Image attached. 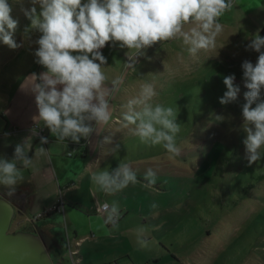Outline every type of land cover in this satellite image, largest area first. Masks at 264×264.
<instances>
[{
  "label": "clouds",
  "instance_id": "obj_1",
  "mask_svg": "<svg viewBox=\"0 0 264 264\" xmlns=\"http://www.w3.org/2000/svg\"><path fill=\"white\" fill-rule=\"evenodd\" d=\"M31 7L22 9L30 24L23 29V41L17 43L15 33L19 21L11 15L9 0H0V43L10 49H18L24 42L36 45L35 63L45 71L33 72L23 79L21 90L35 98L38 115L33 119L43 122L58 142L70 139L77 144L81 139L88 141L99 134L98 126L109 125L113 120L114 108L111 99L124 84V76L109 80L105 68L107 57L102 49L117 46L127 49L126 69L135 71L139 58L147 57V50L158 42L182 40L187 51L196 57L201 50L216 48L217 38L224 30L219 18L234 6L235 0H30ZM39 7V11L38 8ZM33 33H39L33 39ZM257 52L255 64L243 61L244 100L242 106L243 144L249 165L264 159V37L259 32L251 39L246 50ZM234 74L223 78L227 88L220 99L226 105L237 99L240 86L235 84ZM159 94L154 83L140 85L139 92L127 99L122 106L120 126L138 137L141 143L162 145L173 159L181 155L177 142L181 125L177 123L174 107L154 103ZM255 105V106H253ZM217 119L222 117L217 116ZM32 136L39 135L35 128ZM32 136L16 144L13 157H0V186L6 187L11 196L23 180V169L33 166L28 157L32 149ZM106 143L111 142L105 137ZM40 137V144H47ZM119 145L113 149L117 151ZM40 156L48 154L38 147ZM71 154V153H69ZM20 165L21 167H18ZM91 180L105 193H115L135 185L137 172L129 163L121 160L115 168L93 171ZM157 182V172L148 168L143 176L144 187ZM106 225L118 227L119 205L105 204ZM146 229H137V243L141 248L150 243Z\"/></svg>",
  "mask_w": 264,
  "mask_h": 264
},
{
  "label": "rangeland",
  "instance_id": "obj_2",
  "mask_svg": "<svg viewBox=\"0 0 264 264\" xmlns=\"http://www.w3.org/2000/svg\"><path fill=\"white\" fill-rule=\"evenodd\" d=\"M9 3L11 15L19 21L16 39L21 23H30L22 9L32 5L30 0ZM187 48L185 45L177 67L174 64L162 71L155 65L157 70L151 75L152 80L165 77L162 85L156 86L162 91L153 102L176 109V122L181 125L177 135L181 155L169 159L162 145L141 143L130 135V144L121 147L114 161L125 158L123 161L135 162L131 166L141 182L111 193L118 195L113 201L94 185L95 191L105 196L102 202L109 206L129 202L127 208L119 206L118 227L106 225L105 217L97 213L88 215L91 219H74L84 229L94 227L93 235L86 232L89 238L103 237L99 229L102 223L110 226L105 235L123 229L115 235L113 248L122 247L118 242L124 240L135 264H264V159L249 165L242 116L247 89L241 65L245 60L255 64L259 54L254 50L248 54H223L215 48L201 50L193 57ZM232 74L240 93L235 101L222 105L220 99L227 91L223 78ZM261 95L264 98V89ZM261 153L264 155V148ZM148 168L157 172V182L151 190L141 185ZM15 220L16 217L11 231L16 230ZM39 222L56 226L61 259L65 264H78L72 255L75 239L63 215L55 213ZM141 226L146 229V239L157 226L161 236L153 237L147 247L141 248L137 243V229ZM52 258L55 260L54 254ZM119 261L133 264L127 256L109 263ZM87 262L89 258L81 264Z\"/></svg>",
  "mask_w": 264,
  "mask_h": 264
},
{
  "label": "crops",
  "instance_id": "obj_3",
  "mask_svg": "<svg viewBox=\"0 0 264 264\" xmlns=\"http://www.w3.org/2000/svg\"><path fill=\"white\" fill-rule=\"evenodd\" d=\"M219 22L223 24L224 30L217 38L216 49L218 52L248 54L252 50H246V46L257 32L260 35V29L264 25V0H235L233 8L221 16ZM25 23L22 22L19 26L20 33L16 36L17 43L23 41L24 26L30 24L26 25ZM39 35V33H33V39L38 38ZM36 47L34 44L30 45L24 42L22 47L13 50L4 48L0 44V157L11 159L16 144L21 143L26 137L32 136L31 130L34 125L41 127L43 137L48 139L47 144L41 145L40 136H32V149L28 152V157L33 158V166L22 170L23 180L18 181L15 192L10 196L18 204L14 215L16 217L15 228L39 234L45 240L50 253L54 254L55 260L53 261L65 264L63 258L61 259L62 245L56 226L39 222L59 213L63 215L65 223L69 225L75 239L74 242L79 241V244L75 245L78 251L74 254V259L79 261L78 264L85 263L87 258H89L87 264H93L94 261H99L96 264H110V261H117V258L124 256H127L135 264L125 247L124 240L118 243L122 244L125 249L121 246L113 248L115 235L123 229L105 235L110 226H105L102 223L99 229L103 237L89 238L86 232L89 231L90 235H93L94 227L90 225L89 230L84 229L74 218L81 216L91 219L88 215L95 213L106 217L107 212L101 214L98 211V207L104 204L103 198L106 196L112 201L118 199V195L111 193H106L104 197L102 193L99 195L95 191L91 174L93 171H99L105 167L118 166L121 160L115 163L114 158L118 155L121 147L130 144L127 143V140L132 135L128 129H123L120 126V116L125 111L122 106L127 102V99L139 92L141 84L154 83L155 88L157 84L162 85L165 77L152 80L151 75L157 70L155 65L162 71L174 64L177 67L181 62V53L185 45L182 40L158 42L147 50L148 58H139L135 71L124 67V62L127 61L125 53L128 50L126 48L121 49L117 45L102 49L103 54L107 57L105 71L109 80L123 75L124 84L111 99L114 108L113 120L109 125L98 126L99 134L94 133L88 141L81 139L79 144L70 139L58 142L56 135L51 134L50 130L44 127L42 121L33 119L38 115L34 95L21 90L20 85L29 74L33 72L39 74L45 71L42 66L35 63L33 53ZM156 91L160 93L162 90L158 88ZM105 137H110L111 142H104ZM116 145H119V149L113 151ZM41 146L48 150L47 155L35 154V152L38 153V147ZM69 150L73 151L71 155H68ZM124 162L130 165L135 163L128 160ZM18 167L21 166L18 165ZM141 185L144 186V184ZM146 188L150 189V187ZM8 191L6 187L0 186V193L8 195ZM59 195L64 200L63 211H51L43 217L34 219L37 214L51 207ZM127 203L129 202L124 200L118 201L119 206L122 204L124 208L129 207ZM147 236H151L149 240L153 237H160L159 226L153 227V231ZM111 247L112 251L106 250ZM106 256L110 257L109 260L100 259ZM148 259L151 262V259ZM117 263L124 264L120 261Z\"/></svg>",
  "mask_w": 264,
  "mask_h": 264
},
{
  "label": "water",
  "instance_id": "obj_4",
  "mask_svg": "<svg viewBox=\"0 0 264 264\" xmlns=\"http://www.w3.org/2000/svg\"><path fill=\"white\" fill-rule=\"evenodd\" d=\"M17 207L14 198L0 193V264H63L53 261L39 234L10 230Z\"/></svg>",
  "mask_w": 264,
  "mask_h": 264
},
{
  "label": "built area",
  "instance_id": "obj_5",
  "mask_svg": "<svg viewBox=\"0 0 264 264\" xmlns=\"http://www.w3.org/2000/svg\"><path fill=\"white\" fill-rule=\"evenodd\" d=\"M33 128L36 129V131L39 133V136H43V129L41 127H38L37 125H34ZM72 150H69L68 151V155H71L72 154ZM71 153V154H69ZM107 204V203H104V204H101L99 207H98V211L101 213V214H105L106 211L104 210V205ZM109 205V204H107ZM63 208H64V200L62 198V196L59 195L57 201L51 206L49 207L48 209H45L43 212L37 214L34 219H37L39 217H42L43 215H45L46 213H49L51 211H63ZM77 244H79V241L76 242ZM77 249L73 250L72 252V255L76 254L77 253Z\"/></svg>",
  "mask_w": 264,
  "mask_h": 264
},
{
  "label": "trees",
  "instance_id": "obj_6",
  "mask_svg": "<svg viewBox=\"0 0 264 264\" xmlns=\"http://www.w3.org/2000/svg\"><path fill=\"white\" fill-rule=\"evenodd\" d=\"M260 35L262 36V37H264V25L261 27V29H260ZM47 214H49V213H46L45 215H47ZM45 215H43V216H45ZM42 216V217H43ZM13 231H16V230H13ZM50 255H51V253H50Z\"/></svg>",
  "mask_w": 264,
  "mask_h": 264
}]
</instances>
